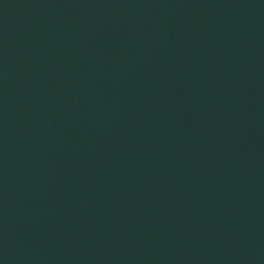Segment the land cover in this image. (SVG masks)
Here are the masks:
<instances>
[{"label": "water", "instance_id": "95a60500", "mask_svg": "<svg viewBox=\"0 0 264 264\" xmlns=\"http://www.w3.org/2000/svg\"><path fill=\"white\" fill-rule=\"evenodd\" d=\"M0 264H264V0H0Z\"/></svg>", "mask_w": 264, "mask_h": 264}]
</instances>
